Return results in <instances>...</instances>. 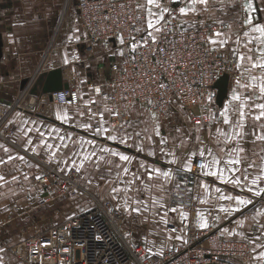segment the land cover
Listing matches in <instances>:
<instances>
[{
    "label": "snow or ice",
    "instance_id": "1",
    "mask_svg": "<svg viewBox=\"0 0 264 264\" xmlns=\"http://www.w3.org/2000/svg\"><path fill=\"white\" fill-rule=\"evenodd\" d=\"M171 2L173 0H167V2L165 0H137L134 11L140 14L135 19L140 22L141 26L138 28L134 26L133 30L137 34L143 33V36L139 40L135 35L129 37L132 41L129 46V58L132 61L136 60L137 55L147 59L144 52L140 51V49H145L153 55L157 65H167L163 67L161 73L163 78L157 85L161 98L167 95L169 83H175L174 79L165 83V79L171 72L177 71L180 62L183 61V56L177 58L175 49L181 41L176 40L175 37L179 35L182 39H194V37L185 35L189 28L197 31L198 26L199 29H203L206 23L205 20L188 21L185 17L202 15L204 12L211 11L209 8L211 0H178V3L182 5L178 9L171 8L169 6ZM220 3H224V0H220ZM220 11L224 12L223 9ZM242 12L245 16L243 19H240V14H237L242 31L233 33L231 22L217 18L211 20L208 26L217 25L219 30H215L208 37H201V42L208 45L205 51L209 55L228 46L234 67L238 72L231 98L222 110L211 106L213 94L205 90L200 94L204 101L200 105V115L196 118L189 116L187 119L191 122V127L177 126L172 129L175 133L172 135V132H161L159 117L157 113L151 111L156 104L150 97H145L149 105L147 111L152 121L151 128L146 126L137 130L136 123L131 120L122 121L117 127L104 119V113L108 112L110 116H118L120 114L118 109L103 108L98 112L92 109L91 105L97 101L90 93L92 91L97 95L101 93L100 87L95 86L89 92L80 94L82 104L88 109L87 112L77 107L73 110L74 114L70 116L67 108L61 106H58L55 112L57 120L65 124L72 123L74 127L84 129L90 133L92 139L62 132L60 128L50 125L45 127L41 121L28 119L20 121L25 126H17L18 131L12 142L16 143L22 139L25 152L42 156L45 164L54 165L51 177L42 171H37L34 179L43 184L49 178L55 180L57 174L63 173L65 177L69 174L79 176L85 181L86 189H90L93 185L98 188L99 181L116 185L111 188L110 194L114 200L120 198L124 201L123 205L117 204V210L123 207L127 215L135 213L142 216L143 222H148L151 218V222L160 229L157 235L165 234L166 238L162 241L161 250L156 253L160 256L164 254L163 247L174 239L187 243L184 236L173 235L178 230L177 228L167 227L172 222L168 214L169 212L177 213L182 222L179 230L186 232L189 216L186 209L193 201L200 204H208L210 200L214 201L212 210H215L216 204H219V212L223 213L226 219L239 213L241 218L234 221L235 228L232 230L224 228L221 230V235L239 237L253 245L254 253L257 248H264V149L256 152L251 147L245 148L246 143H264V21L259 20L255 15L257 8L253 0H242ZM75 38L78 40L79 36ZM119 40L121 44L124 43L123 36ZM184 47L186 48L187 44ZM157 53L160 55L157 56ZM118 54L125 55L123 50H120ZM64 63H69L66 55ZM179 75L187 76V72H181ZM150 79L155 82L156 77ZM80 83L84 84L86 81L81 80ZM84 96H88V99L85 100ZM103 99L107 100L109 97L104 95ZM74 100L75 94L69 103ZM168 102L163 101L160 107ZM179 107L183 109L182 104ZM141 109L144 110L143 105ZM140 114L142 115L143 111ZM82 117L86 119L82 120ZM12 123L15 125V122ZM139 123L147 125L148 120ZM100 137L104 138V142L97 139ZM153 137L158 139L154 140ZM53 139L58 143L55 145L51 143ZM108 141L126 147L134 146L137 152L145 153L147 156L155 157L159 153L160 159L166 161V166L162 168L156 164L149 165L119 150L118 147L110 146ZM189 142L194 147L188 149L187 152L180 151L186 148ZM213 142L215 147L212 146ZM65 149L68 150L67 155L63 151ZM0 150L3 152V155H0V169L6 165L12 166L9 170L12 173L10 180L5 172L0 171V187L22 182H28L31 185L33 176L28 171H24L21 165L27 169L36 168L38 170L40 165L29 161L20 153L14 154L13 149L3 143H0ZM178 152L180 155H177ZM134 161L138 164L135 170L132 169ZM167 165L175 167H167ZM194 165L197 169L196 179L190 181L188 175L193 173ZM89 166L94 172L99 173V176L90 174ZM204 177H214L215 180L239 191L235 195L225 193L221 187L206 182ZM174 180L176 183L173 188H170ZM190 183H194L195 187H189ZM119 185H123V188ZM33 187L35 186H31L27 191L31 193ZM42 190L37 189V191ZM64 190H68L67 186ZM73 192H76V189H73ZM122 192L123 196H121ZM129 192L144 193L145 198L141 199L138 195L130 196ZM245 192L250 193L253 198L244 195ZM78 194L83 195V193ZM171 196L175 197V206L169 204ZM72 198L75 199V196ZM222 201H227V206L220 203ZM258 204L259 207H257ZM248 206H252L253 209L250 217L242 211ZM3 210L10 211L7 206ZM211 215V210L207 215L200 212L194 227L198 229L213 227L214 224H210L208 220V216ZM220 219V215L213 217L214 221ZM248 219L253 221L251 228H246ZM249 232L255 234H249ZM126 235L130 236L131 233ZM96 238L100 239V237ZM4 251L5 249L0 247V252ZM149 254H152L150 247L143 259H147ZM254 258L264 261V251H260ZM0 264H3L2 257H0Z\"/></svg>",
    "mask_w": 264,
    "mask_h": 264
},
{
    "label": "built area",
    "instance_id": "2",
    "mask_svg": "<svg viewBox=\"0 0 264 264\" xmlns=\"http://www.w3.org/2000/svg\"><path fill=\"white\" fill-rule=\"evenodd\" d=\"M136 2L137 0H85L78 8L80 25L86 31L85 42L90 48L99 42L114 40L118 53L120 50L125 53L124 56L118 54L111 61L109 76L103 86H99L100 94L109 97L106 100V108L118 109L120 113L118 116H110V123L118 127L122 121L128 120L129 112L136 104L149 109L145 97H150L156 104L151 111L157 113L158 117L165 119L173 112L190 128L191 122L187 118L198 117L200 105L204 102L200 94L205 90L212 93L211 106L218 110L216 83L224 74H228L233 81L238 76L233 61L225 53L220 50L209 55L205 51L208 45L201 42L202 36L208 37L219 28L217 25L209 27V24H205L203 29L198 26L197 31L189 28L185 35L194 39H182L179 35L175 37L181 41L175 49L177 58L183 56V61L180 62L178 70L171 72L165 79V83L173 79L175 83H169L167 95L161 98L157 85L163 78L162 69L167 65H157L153 55L145 49L140 51L144 52L147 59L139 55L135 61L129 58V46L132 43L130 35H135L137 40L143 36V33L137 34L133 30L134 26H141L135 19L140 14L134 11ZM121 36L124 39L123 44L119 40ZM159 55L157 53V56ZM185 71L187 76L179 75ZM151 77H156L155 82L151 81ZM28 94V90H24L15 102L6 105L0 103V139L8 140L13 135L14 126L11 119L18 110L48 113L43 105H38L36 98L31 97L26 102ZM74 94V102L69 103ZM50 97L56 104H80L79 93L73 87L53 92ZM165 100L169 102L160 107ZM181 104L183 109L179 107ZM53 167L54 165L43 163L44 173L51 177ZM196 173L194 165L193 173L188 175V179L194 181ZM41 185L44 188V196L40 203L54 197L56 191L59 195L69 198L75 196L79 189L77 176L73 174L65 177L63 173H59L55 180L49 178ZM65 186L67 191L64 190ZM73 189H76V192H73ZM176 228L178 234L187 236L186 246L166 252L162 256H148L143 259L144 248L125 236L123 213L107 200L97 202L94 209L83 215L24 239L14 246L13 252L27 264H245L252 257L248 250L236 252L238 248L235 245L228 246L222 240L206 244L212 230L200 232L192 225H188L186 232L180 231V226ZM235 255L242 260L232 258Z\"/></svg>",
    "mask_w": 264,
    "mask_h": 264
},
{
    "label": "crops",
    "instance_id": "3",
    "mask_svg": "<svg viewBox=\"0 0 264 264\" xmlns=\"http://www.w3.org/2000/svg\"><path fill=\"white\" fill-rule=\"evenodd\" d=\"M165 2H167V0H165ZM253 4L257 8V13L255 15L259 20L264 21V0H253ZM169 6L173 9H178V7L182 5L178 3V0H173ZM209 8L211 11L204 12L202 15L197 16L189 15L185 17V19L188 21L205 20V24H211V20L220 18L225 22H231L233 33L242 31L237 16V14H240L239 18L243 19L244 13L242 12V0L235 2H233V0H224V3H220V0H211ZM76 9L71 11L68 5V0H0V40L2 42V47H0V103L5 105L13 103L19 98L24 90H28L29 94L26 98V102L31 97H34L36 98L38 105H43V108L45 107V110L48 111L47 114H44L18 110L11 119V123L15 122V125L13 124V135H11L8 140L0 139V143L13 149L14 154L20 153L21 155L26 156L29 161L40 165L39 170L36 168L27 169L21 165V167L24 168V171H28L29 174L33 176L31 185L28 182H22L19 184L10 183L0 187V247L5 249L4 252H0V257L3 258V264L9 261V257H12L8 251V247L10 246V242L14 241L5 236L6 231H8L7 228L11 230L10 232H12V230L14 231V229L19 231V225L14 224L15 220L18 218L35 217L38 207L37 202H39L44 196L43 190L37 191V189H43V187L34 179V174L37 171H43L44 160L42 159V156H35L31 152H25L22 147L24 144L22 139L18 140L16 143L12 142L18 131L17 126H25L21 124L20 121L22 119L37 120L41 121L45 127L50 125L52 127L60 128L62 132L84 136L86 139L93 138L90 133L86 132L84 129L74 127L72 123H62L55 118V112L58 110V106L66 107L70 116L74 114L73 110L77 107L82 111L87 112L88 109L82 104L81 99L80 104L76 106L56 104L52 102L47 94H42L41 86H38L35 93H31L35 82H37L39 77L46 75L49 71L61 68L63 70V81L68 83L69 87L75 88L78 91L80 98L81 93L89 92L94 86H103V83L110 73V63L118 55V49L113 41L99 42L97 43L98 45L94 44L90 48V45L85 42L86 31L80 25L79 11ZM220 9H223L224 12L222 13ZM224 31H228V29H224ZM76 36H79L78 40L75 38ZM221 51L232 60V55L228 50V46L221 49ZM65 55L69 61L67 64L64 63ZM77 57L78 59H76ZM24 80H28V84L25 87L22 85ZM81 80L86 81V83L81 84ZM235 86V81L230 79L226 98L224 99L222 106L217 104L218 110H222L223 106L228 104L232 90ZM90 94L97 101V103L91 105L94 111L98 112L101 109L106 108V100L103 99L101 94L97 95L94 91ZM84 99H88V96H84ZM142 111L143 114L141 115L140 113ZM18 113L20 115H18ZM81 119H86V117H82ZM104 119L110 121V115L108 112L104 113ZM147 119L146 112L142 110L141 107L134 105L131 108L128 120L135 122L136 127L140 121ZM160 124L162 133L172 132V129L177 126L188 127L184 120L176 116L173 112L169 113L163 121H160ZM27 126L31 127V125ZM142 126L146 127L144 124H142ZM151 126L152 123H147V127L151 128ZM137 130L139 129L137 128ZM172 135H175V133L172 132ZM201 135H204V133H201ZM73 138H75V136ZM97 139H99L100 142H104L103 137ZM153 139L157 140L158 138L153 137ZM50 142L54 145L58 143L55 139ZM107 143L112 147H118L119 150L128 155L135 156L138 160L144 161L149 165L156 164L158 167L162 168L166 166V161L160 159L159 153H157V156L152 157L147 156L145 153L137 152L134 146L126 147L125 145H116L111 141H108ZM212 146L215 147L214 142ZM193 147L194 145L189 142L187 147L180 151L187 152L188 149ZM249 147L253 148L256 152H261V150L264 149V143H246L245 148L247 149ZM63 151L65 155H67L68 150L65 149ZM0 155H3L2 150H0ZM177 155H180V152H178ZM257 163H260L259 159L257 160ZM11 167V165H6L4 168L0 169V171L5 172L9 180L12 174L9 171ZM137 167L138 164L134 161L132 169L135 170ZM167 167L175 166L167 165ZM88 170L90 174L99 176V173L94 172L91 166H89ZM203 179L208 183H214L215 186L221 187L225 193L235 195L239 191L230 185H225L219 180H215L214 177H204ZM21 181H23V177H21ZM79 183L82 187L81 191L92 197V200L99 201L103 199L104 195H109V197L113 199L110 191L111 188L116 185L99 181L98 188L93 185L90 189H86L85 181L83 179L79 178ZM175 183L176 181L174 180L173 185H170L169 187L173 188ZM33 185L35 187H33L31 193H29L27 189ZM119 187L123 188V185H119ZM189 187L194 188V183L189 184ZM129 193L133 195L136 194L133 192ZM122 194L123 192L121 195ZM141 195L145 198L144 193H141ZM244 195L253 198L250 193L245 192ZM213 203L214 201L212 200H210L208 204H200L193 201L191 206L186 209L189 213L187 221L188 225L194 227V224L199 218V213L203 212L207 215L211 210L212 215L208 216V220L209 223L214 224V226L209 229H198L194 227L200 232L212 230L210 237L206 240V244L210 241L218 243L222 240L228 246L235 245L238 248L236 252L248 250L252 254L250 261L245 264H264V261H258L254 258L260 251H264V248H257L254 253L252 251L253 245L241 240L239 237L221 235V230L224 228H228L229 230L234 229V221L240 219L241 216L237 213L230 219H226L224 214L219 212V204H216L215 210H212ZM220 203H223L225 206L228 204L227 201H222ZM169 204L175 206L174 196H171ZM93 205L88 207L87 210L91 209ZM5 206H7L10 211H4L3 208ZM257 207H259V204ZM242 211L249 217L253 214L252 206H248ZM215 215H220L221 219L219 221H214L213 217ZM168 216L172 221L167 226L168 228H176L177 226L182 227V222L178 218L177 213L169 212ZM11 223L14 226H11ZM9 225L11 227H8ZM54 225H50V227ZM252 226L253 221L248 219L246 221V228H251ZM1 227L4 228L1 230ZM28 227V225L24 226V229H26L25 231H27ZM48 228L49 227H46L43 230ZM43 230L38 232H43ZM3 232H5L4 236ZM249 234L255 233L249 232ZM173 235L184 236L188 243L186 235H180L177 232L173 233ZM130 236L127 235V239L132 241ZM165 238L166 236L163 234L161 240L163 241ZM187 243H184L183 240L174 239L170 241L166 247H163V252L165 254L169 251H175L186 246ZM160 247H162V244L159 248ZM153 248L157 249L156 247ZM152 255L160 256L155 253H152ZM232 258L239 261L242 260L236 255Z\"/></svg>",
    "mask_w": 264,
    "mask_h": 264
},
{
    "label": "rangeland",
    "instance_id": "4",
    "mask_svg": "<svg viewBox=\"0 0 264 264\" xmlns=\"http://www.w3.org/2000/svg\"><path fill=\"white\" fill-rule=\"evenodd\" d=\"M83 1L85 0H68V5L71 11L76 8H77L76 10L79 11L78 8L81 6ZM235 1H239V0H233V2ZM79 16H80V12H79ZM136 105L141 107V105L139 104H136ZM144 111L146 112L148 123H152L151 119L149 118L147 109L144 108ZM159 121H163V118L159 117ZM144 126H147V125L144 124ZM137 128L138 129L143 128L142 124L138 123ZM42 172H44V169ZM77 180L79 182V176H77ZM81 190H82V187L79 183V189H78L77 194L75 195V199H73L72 197L67 198V197L61 196L56 191L55 196L48 199L44 203H40L41 199L39 200V202H37L38 207H37V214L35 217L16 219L14 224L19 225V231H16V229H14V231L12 230V232H10L11 230L7 228L8 231H6V233L3 232V236L5 233V236L14 240L13 242H10V246L8 247V251L12 257H9V261L5 262L4 264H24L26 263L23 260L19 259L14 254L13 248L14 246H16V244L20 243L24 239H27L29 237H33V236H36L42 233V231L41 232H38V231L43 230L46 227H49L48 229H46V230H49L50 228H53L54 226L63 224V222L67 221L69 217L74 218V217L83 215L87 213L88 211H91L92 209H94L97 202H103V201L105 202L108 200L112 202L115 205V207L117 206V204L123 205V202H124L123 199H120V198L113 200L111 199V197H109V195H104L103 199L99 201H95V200H92V197H90L88 194L83 193ZM43 191H44V188H43ZM78 193H83V195L81 196ZM123 195L124 193L121 196ZM128 195L133 196V197L138 195L139 198L144 199L141 193H136L135 195L128 193ZM40 205H43V206H40ZM92 205L93 207L87 210V208ZM119 210L123 213V216H124V229H125L126 238H127L126 234L131 232L132 236H130V238L132 239V242L143 247L145 252L150 247L152 249L153 254L158 253L161 250V247L159 248V246H161L162 244L161 238H163V234L157 235V232H159L160 229L157 228V226L151 222V218L149 219L148 222H143L142 216L137 215L135 213H133L132 215H127L123 207H121ZM27 225L29 227L27 228V231H25L26 229H24V226H27ZM50 225H54V226L50 227ZM11 226H14V225L11 223ZM11 226L9 225L8 227H11ZM3 228L4 227H1V230ZM153 229H155V231H153ZM46 230H43V232ZM149 241H151V243H148ZM152 246L156 247L157 249H154ZM149 256H154V255L149 254Z\"/></svg>",
    "mask_w": 264,
    "mask_h": 264
},
{
    "label": "water",
    "instance_id": "5",
    "mask_svg": "<svg viewBox=\"0 0 264 264\" xmlns=\"http://www.w3.org/2000/svg\"><path fill=\"white\" fill-rule=\"evenodd\" d=\"M0 47H2L1 40ZM229 83L230 76L228 74H224L216 83V87L218 89L217 104L219 106H222L223 101L226 98ZM27 84L28 80H24L22 83L23 87H25ZM38 86H41L42 94L49 95L50 99H52L50 97L51 93L69 88V84L63 81V70L61 68L51 70L46 75L39 77L37 82H35L31 93H35Z\"/></svg>",
    "mask_w": 264,
    "mask_h": 264
},
{
    "label": "bare ground",
    "instance_id": "6",
    "mask_svg": "<svg viewBox=\"0 0 264 264\" xmlns=\"http://www.w3.org/2000/svg\"><path fill=\"white\" fill-rule=\"evenodd\" d=\"M98 45V44H97ZM72 62V61H71Z\"/></svg>",
    "mask_w": 264,
    "mask_h": 264
}]
</instances>
